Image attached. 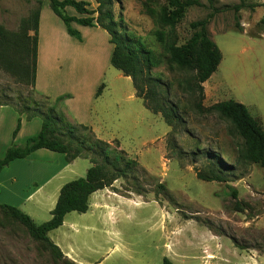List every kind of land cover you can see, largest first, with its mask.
<instances>
[{"label":"rangeland","instance_id":"obj_1","mask_svg":"<svg viewBox=\"0 0 264 264\" xmlns=\"http://www.w3.org/2000/svg\"><path fill=\"white\" fill-rule=\"evenodd\" d=\"M163 2L113 0L112 11L121 32L133 40H140L151 50L154 63L145 69V74L159 79L162 85L157 88L163 94L165 88L168 89L167 95L177 105L181 121L168 133L171 128L161 115L149 111L147 119L144 114V124L139 122L135 128H117V141L139 164L126 178L114 181L118 187L114 190L125 198L111 201L112 216L107 215V210L103 214L92 205L85 213L71 211L48 235L75 264H162L163 257L174 264H264V169L258 164L238 161L242 140L228 132L229 122L216 112H199L195 107L196 94L184 89L183 81L189 73L167 63L164 44L170 39V33L157 19ZM202 2L205 3L203 7L187 8L176 24L178 43L190 36L191 21L204 18L212 11L207 0ZM239 2H213L218 11L213 13L207 27L222 53L221 62L212 75L220 84L217 86L218 99L204 94L202 103L206 107L216 100L234 99L243 103L264 125V34L261 37L252 35L264 29V6H257L253 11L242 8L238 12L242 30L248 31L242 33L234 25L235 11L231 7ZM36 6V0H1L0 24L17 31L21 19ZM41 6L44 13L45 10L52 12L48 0H41ZM96 6L93 2L90 9ZM65 12L68 15L76 13L72 7H67ZM158 31L163 33L162 39ZM107 81L108 74L101 83L106 86ZM212 87V84L206 87L207 94ZM6 98L20 104L25 99H36L44 107L48 104L0 64V101ZM131 106L132 103L124 100L120 108L133 110ZM19 118L20 127L21 122L23 126L13 137ZM120 118L118 125L125 123L123 116ZM40 127L39 116L29 120L12 105H1L0 157L9 145H23ZM44 151L36 152L32 159L50 165V180L46 184L52 196L49 201L44 199L37 204L31 200L17 206L21 196L34 186H28L19 175L26 170L23 166L14 172L18 175L17 182H11L5 174L6 182H11L16 191L13 199L18 200L10 199L9 204L29 214L36 223L50 218L52 202L58 196L57 191L52 199L55 185L83 177L86 167L90 166L88 159L79 158L70 171H58L56 169L61 168L60 163L65 160L64 154ZM212 153L233 165L232 181L223 183L197 178L194 169L206 170L208 164L216 160L208 157ZM159 183L165 188H159ZM230 187L237 190V198L231 196ZM136 189L143 192L138 193ZM208 229L219 237L208 238ZM0 264L55 263L46 252L40 251L21 224L0 210Z\"/></svg>","mask_w":264,"mask_h":264},{"label":"trees","instance_id":"obj_2","mask_svg":"<svg viewBox=\"0 0 264 264\" xmlns=\"http://www.w3.org/2000/svg\"><path fill=\"white\" fill-rule=\"evenodd\" d=\"M48 1L51 10L61 18L70 35L79 36V33L71 27L72 21L81 25L96 24L108 32L114 44L110 59L111 65L131 78L136 94L143 100L146 108L153 113H159L171 128L168 133L174 131L181 121L177 105L169 99L167 88L164 94L159 91L157 87L162 84L158 78L145 74V69H149L154 63L152 52L146 49L140 40H133L121 32L120 25L115 20L112 11L113 0H95L97 3L95 9H89L90 3L84 0ZM36 2V8L31 10L27 17L21 19L17 31L8 30L0 24V64L28 84L33 91L41 0H36ZM207 2L212 11L206 17L189 23L192 32L182 43L177 42L176 24L184 16L187 8L203 7L205 3L202 0H164L160 5L157 19L161 25L168 27L170 33V39L164 44L167 63L189 73V77L183 81L184 89L196 94L195 107L199 112H216L229 122L228 132L242 140L237 156L238 161L258 164L264 169V129L260 121L250 114L247 107L234 99L218 101L206 107L202 103L203 83L215 72L222 59L221 50L212 40L207 27L210 18L214 12L218 11V8L213 6L214 0H207ZM262 5L264 6V2L244 0L232 5L235 11L236 29L242 30L238 15L242 8L253 11L255 7ZM66 6L73 7L83 16L75 17L66 14ZM157 35L162 39L161 31H158ZM102 86H99L96 95L100 94ZM39 96L47 101V106L40 105L36 99L29 101L25 99V102L21 104L11 101L10 98L0 101V105H12L20 115L24 114L29 120L36 116L41 118V127L36 135L28 137L23 145L11 144L6 148L3 156L0 157V171L11 161L25 158L39 148L62 153L67 162L76 158L88 159L90 166L83 177L72 179L61 186L56 202L50 210V218L44 222L36 223L29 214L10 204L0 203V210L4 215L21 224L30 238L38 244L40 251L46 252L52 262L75 264L65 257L48 233L63 223L67 213L86 212L89 207V196L93 192L105 187L113 188L114 181L126 178L130 171L139 164L136 159L129 157L124 150L120 149L116 141L101 140L88 126L69 121L60 107L63 97L51 100L47 96ZM19 128L20 118L13 130V137ZM208 155L210 159L214 157L216 160L210 162L204 171L194 169L197 178L223 183L232 181L233 165L226 163L218 154ZM158 187L165 188L162 183H159ZM230 188L231 196L237 198V190L234 187ZM135 191L143 192L140 189ZM162 264L174 263L169 258L163 257Z\"/></svg>","mask_w":264,"mask_h":264},{"label":"crops","instance_id":"obj_3","mask_svg":"<svg viewBox=\"0 0 264 264\" xmlns=\"http://www.w3.org/2000/svg\"><path fill=\"white\" fill-rule=\"evenodd\" d=\"M85 1L90 3L89 9L92 8L93 2H95V0ZM67 7L71 6H66L65 10ZM71 16L82 17L83 14L76 12ZM71 27L79 33L78 37L67 32L64 22L53 11L45 10L44 13L41 6L37 31L36 77L33 89L37 94L47 96L51 100L63 97L60 107L65 111L69 121L88 126L97 138L107 142L116 141L119 148L125 151L115 137L116 129L120 127L135 128L139 122L144 124V114L147 119V112L150 110L146 108L143 100L137 96L131 78L111 65L110 59L114 44L111 42L108 32L96 24L81 25L75 21L71 22ZM247 32L246 29L242 30V33ZM263 34L264 29L252 35L261 37ZM213 73L203 83V88L206 97L213 95L217 98V86L220 81L212 79ZM106 74H108V83L105 86L101 81ZM211 84L213 85L212 91L207 94L206 87ZM101 85H103L101 92L96 95L97 89ZM124 100L133 104L131 107L134 111L131 108H120ZM121 116H123L125 123L118 125ZM113 118L116 121H113ZM255 118L260 121L264 129L262 120L259 117ZM146 124L150 126L149 121ZM22 126L23 123L21 122L19 129H22ZM44 150L48 149L39 148L25 158L15 159L0 171V203L11 204L10 199L18 201L13 199L15 198L13 192L16 191L11 182H17L18 175L14 172L17 171V167L22 166L26 170L19 175L25 179L28 186L32 185L34 188L21 196L20 202H17L16 205L21 206L26 201L31 200L36 201L37 204H40L44 199L50 200L52 196L46 189L50 180V165L32 159L36 152H46ZM40 154L44 156L46 153ZM78 159L76 158L71 162L64 160L63 163H60L61 168L58 167L56 170L60 171L62 169L65 171L69 169L70 171L74 168L73 166ZM5 174H8L10 184L6 182ZM115 182L112 185L113 188L105 187L93 192L89 196L88 209L92 205L95 209L103 211V214L107 210V215L112 216L111 211L114 206L111 201L125 198V195L114 190V188H118ZM64 183L66 182L55 185V195L53 194L52 199L56 197V192L59 193ZM18 193L22 194V192ZM54 201L56 202V200ZM53 202L52 205L55 204ZM209 231L208 238L219 237L211 230ZM69 252L65 253L70 255Z\"/></svg>","mask_w":264,"mask_h":264}]
</instances>
